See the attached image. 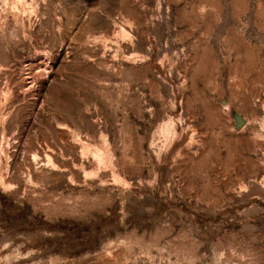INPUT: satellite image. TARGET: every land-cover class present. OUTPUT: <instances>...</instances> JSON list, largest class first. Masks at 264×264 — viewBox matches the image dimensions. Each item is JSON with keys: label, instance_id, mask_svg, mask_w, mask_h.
Listing matches in <instances>:
<instances>
[{"label": "rangeland", "instance_id": "374dc122", "mask_svg": "<svg viewBox=\"0 0 264 264\" xmlns=\"http://www.w3.org/2000/svg\"><path fill=\"white\" fill-rule=\"evenodd\" d=\"M0 264H264V0H0Z\"/></svg>", "mask_w": 264, "mask_h": 264}]
</instances>
